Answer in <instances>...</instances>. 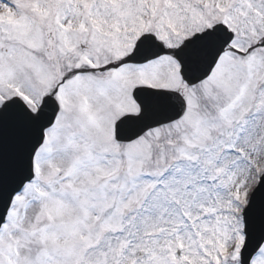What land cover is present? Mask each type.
<instances>
[{
  "label": "snow or ice",
  "instance_id": "obj_1",
  "mask_svg": "<svg viewBox=\"0 0 264 264\" xmlns=\"http://www.w3.org/2000/svg\"><path fill=\"white\" fill-rule=\"evenodd\" d=\"M0 264H264V0H0Z\"/></svg>",
  "mask_w": 264,
  "mask_h": 264
}]
</instances>
